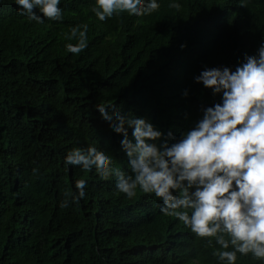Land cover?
<instances>
[{"label": "trees", "instance_id": "trees-1", "mask_svg": "<svg viewBox=\"0 0 264 264\" xmlns=\"http://www.w3.org/2000/svg\"><path fill=\"white\" fill-rule=\"evenodd\" d=\"M180 2L101 21L95 0H61L63 18L40 23L0 0V264H221L214 243L163 214L159 198H127L114 176L63 159L94 144L128 170L122 134L95 105L116 104L178 138L222 100L195 76L235 70L264 43V0ZM84 23L88 46L71 53L66 34ZM79 179L88 195L77 203L66 194ZM236 264L264 259L238 254Z\"/></svg>", "mask_w": 264, "mask_h": 264}, {"label": "clouds", "instance_id": "clouds-1", "mask_svg": "<svg viewBox=\"0 0 264 264\" xmlns=\"http://www.w3.org/2000/svg\"><path fill=\"white\" fill-rule=\"evenodd\" d=\"M15 3L30 20L63 18L61 0ZM160 7L161 0H95L92 11L104 21L123 12L143 17ZM168 7L179 10L183 5L168 0ZM66 35L69 52L87 48L86 23L72 26ZM195 80L222 94V100L203 107L202 118L178 138L144 116L101 102L95 107L114 132L122 134L128 170L116 167L114 157L94 144L72 147L64 164L95 169L105 179L114 176L116 188L127 198L136 197L138 190L159 198L163 214L214 243L213 255L221 264H236L238 254L264 259V43L257 54L245 53L235 70L227 65L205 67ZM75 186L77 190L66 196L78 203L88 195L87 181L79 179ZM69 203L65 199L62 206Z\"/></svg>", "mask_w": 264, "mask_h": 264}]
</instances>
